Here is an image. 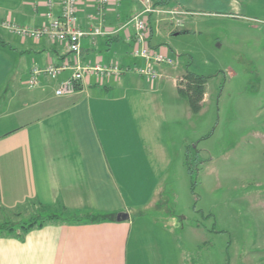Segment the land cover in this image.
<instances>
[{"label": "crops", "instance_id": "1", "mask_svg": "<svg viewBox=\"0 0 264 264\" xmlns=\"http://www.w3.org/2000/svg\"><path fill=\"white\" fill-rule=\"evenodd\" d=\"M47 1L0 0V37L7 45L0 47V206L13 210L38 200L115 216L100 223L48 225L22 240L0 237V264H172L169 234L143 223L149 219L141 210L162 207L159 177L169 163L158 128L175 112L164 108L167 88L177 113L179 107L186 116L190 112L178 97L177 74L158 68L159 76L151 81L135 71L145 66L132 54L130 19L141 11L136 0H111L102 8L96 0H77L79 29L101 33L80 41L82 64L118 65L125 72L110 79L88 76L71 97L54 95L71 70L56 79L41 77L37 87L29 88L33 67L60 65L71 56L46 37L22 39L1 25H47ZM51 1L58 15L59 0ZM187 1L178 0L174 7L186 16L213 13L197 7L216 2ZM231 1L229 13L238 16L237 2ZM149 44L178 59L154 34Z\"/></svg>", "mask_w": 264, "mask_h": 264}, {"label": "rangeland", "instance_id": "2", "mask_svg": "<svg viewBox=\"0 0 264 264\" xmlns=\"http://www.w3.org/2000/svg\"><path fill=\"white\" fill-rule=\"evenodd\" d=\"M215 1L197 7L213 13L186 16L175 2L149 20L150 40L154 34L179 55L159 67L177 74L176 87L185 68L212 77L196 115L177 113L167 88L164 108L175 112L158 128L169 163L159 177L162 207L142 209L143 223L167 231L172 264H264V0H234L238 16L229 13L231 0Z\"/></svg>", "mask_w": 264, "mask_h": 264}, {"label": "built area", "instance_id": "3", "mask_svg": "<svg viewBox=\"0 0 264 264\" xmlns=\"http://www.w3.org/2000/svg\"><path fill=\"white\" fill-rule=\"evenodd\" d=\"M121 0H114L119 3ZM141 11L133 15L130 19L134 27V38L132 54L134 57L141 58L145 62L144 68L135 71L151 81L157 79L158 68L167 65H173L172 59L168 52L163 49H155L150 46V22L149 19L153 15H159L165 12L161 7H153L152 0H136ZM97 6L102 8L111 3V0H96ZM60 13H53L54 3L51 0L46 2L47 12L45 17L48 21L47 25L39 28L21 27L11 23H4L3 27L22 39L31 38L39 40L46 37L50 41L63 45L71 56L70 61H66L60 65H47L44 68L33 67L30 71L27 86L35 88L39 85L41 77L56 79L61 73L71 70V75L59 82L54 90L57 98L71 97L78 92V88L88 76L94 75L99 79H110L118 77L125 71L118 65L110 66H90L81 62L80 41L85 37H92L101 34L98 30L93 33L85 32L79 29L77 25L76 11L77 0H59Z\"/></svg>", "mask_w": 264, "mask_h": 264}, {"label": "trees", "instance_id": "4", "mask_svg": "<svg viewBox=\"0 0 264 264\" xmlns=\"http://www.w3.org/2000/svg\"><path fill=\"white\" fill-rule=\"evenodd\" d=\"M152 1L153 7L162 8L169 7L172 3L178 2V0ZM6 46L7 45L0 37V47L6 48ZM184 70L182 78L184 85H179L177 87V94L186 102L191 114L196 115L203 108V100L206 94V83L212 76L197 75L188 71L186 68ZM221 88L222 87L220 86V89ZM185 149L184 165L191 180V193H194L196 183L193 181V175L195 170L189 161L190 156L188 155V151L191 148L186 146ZM194 149L196 150V147H194ZM112 216L115 215L71 211L61 202H57L53 206H45L38 200H28L13 210H7L0 206V237H10L22 240L29 231L41 229L48 225H82L100 223Z\"/></svg>", "mask_w": 264, "mask_h": 264}]
</instances>
